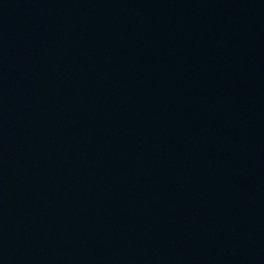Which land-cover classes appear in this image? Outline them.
Instances as JSON below:
<instances>
[{"label": "water", "instance_id": "water-1", "mask_svg": "<svg viewBox=\"0 0 264 264\" xmlns=\"http://www.w3.org/2000/svg\"><path fill=\"white\" fill-rule=\"evenodd\" d=\"M0 264H264V0H0Z\"/></svg>", "mask_w": 264, "mask_h": 264}]
</instances>
